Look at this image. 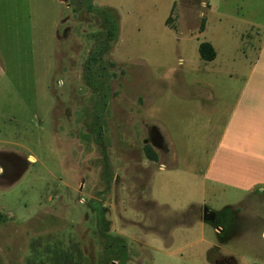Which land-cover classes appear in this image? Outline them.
I'll use <instances>...</instances> for the list:
<instances>
[{"label": "rangeland", "instance_id": "obj_1", "mask_svg": "<svg viewBox=\"0 0 264 264\" xmlns=\"http://www.w3.org/2000/svg\"><path fill=\"white\" fill-rule=\"evenodd\" d=\"M253 91L264 0H0V264H214L205 186L221 251L264 264Z\"/></svg>", "mask_w": 264, "mask_h": 264}, {"label": "crops", "instance_id": "obj_2", "mask_svg": "<svg viewBox=\"0 0 264 264\" xmlns=\"http://www.w3.org/2000/svg\"><path fill=\"white\" fill-rule=\"evenodd\" d=\"M205 28H206V26H205ZM205 30V29H204ZM210 43V42H209ZM212 46L214 47V45L212 44ZM214 49H215V47H214ZM216 51V50H215ZM217 57V51H216V56L212 59V60H214L215 58ZM204 59V58H203ZM206 60V59H205ZM212 60H207V61H212ZM253 93L254 94H256V93H259V94H261L262 96H264V94H262V92H257V91H253ZM259 105L261 104V103H258ZM248 115H249V118H250V120H252V124H253V126H255L256 128H258V129H264V109L263 108H258L257 110H254V111H250L249 113H248ZM252 124H250V126H252ZM162 134V133H161ZM251 135V137H254V136H256V134H250ZM164 137V136H163ZM253 139L255 140L254 142H256L257 144H258V142H257V140L255 139V138H252V140H250L249 141V143H253ZM167 140V139H166ZM168 143V142H167ZM168 145H169V143H168ZM156 150L157 151H159L160 150V148H156ZM162 150V149H161ZM164 150V149H163ZM167 151H165L166 153H164L165 154V156H164V158H163V160L165 161L166 160V162H168L169 161V163L168 164H165V163H161L162 165L160 166V168L162 169V168H165L166 166H174L175 165V162H176V160H177V152H176V149L174 148V147H171L170 145L168 146V149H166ZM170 151V152H169ZM168 152V153H167ZM34 156H31V158H33ZM35 158V157H34ZM33 158V159H34ZM208 173H209V171L207 172V173H205V177L207 176L208 177ZM217 175V174H216ZM212 181H215L213 178L211 179ZM211 189V191L213 192L212 193V196L213 197H211V198H209L208 200H212L211 201V204L212 205H210V204H208L207 206L211 209V210H214V211H216V212H220L221 214H222V212L225 210V209H233V207H234V203L233 202H228V201H225L224 202V204H225V209L224 210H218V209H216L215 207H214V204L215 203H217V201L216 200H218L219 198H220V195H219V193L218 192H215V190H214V188H209L208 186H205L204 187V189H203V194H204V197H205V201L207 200L206 199V194L208 193V191ZM246 188H240V190L241 191H243V190H245ZM260 191L261 192H263L264 191V188H261L260 189ZM210 202V201H209ZM202 208L204 207V206H201ZM202 219V218H201ZM220 219L222 220V215L220 216ZM203 220V219H202ZM204 221V220H203ZM205 222V221H204ZM222 222V223H221ZM205 223H209V222H205ZM219 225H220V228H221V230H218L216 227H215V230H216V232H217V234H218V236H219V239H220V243H213V241L211 242V247H210V249H209V252H210V254H209V258L213 261V263L214 264H221L222 262H226L227 264H236L235 262L234 263H231V260H233L232 258L233 257H235L234 255H229V254H225V253H223L222 251H221V249L223 248V245H222V243H223V240H229L230 238H229V236L226 234V226H225V224H224V222L223 221H220V223H219ZM205 239V238H204ZM206 240V239H205ZM216 252V253H215ZM228 261H230V263L228 262ZM238 264H243V263H241V262H238Z\"/></svg>", "mask_w": 264, "mask_h": 264}, {"label": "trees", "instance_id": "obj_3", "mask_svg": "<svg viewBox=\"0 0 264 264\" xmlns=\"http://www.w3.org/2000/svg\"><path fill=\"white\" fill-rule=\"evenodd\" d=\"M205 25H206V19H205V16H203L202 17V23H201L200 28H199L200 31H204ZM200 54L204 59L212 60L216 56V51H215V49L211 43L204 42L200 45ZM98 59H99V56L97 54L92 55L91 58L89 59L88 67L93 68L97 64ZM150 158L152 160L156 161L157 160V154H154V156H150ZM193 207L194 206H192L190 208V210L193 211Z\"/></svg>", "mask_w": 264, "mask_h": 264}, {"label": "water", "instance_id": "obj_4", "mask_svg": "<svg viewBox=\"0 0 264 264\" xmlns=\"http://www.w3.org/2000/svg\"><path fill=\"white\" fill-rule=\"evenodd\" d=\"M145 143H151L153 144L154 146H157L149 137L146 138L144 140ZM203 210V213H202V219L205 221V222H209V223H212L218 230H221L220 228V221H222L220 219V216H221V213L220 212H216L214 210H211L208 206H204L202 208ZM222 223V222H221Z\"/></svg>", "mask_w": 264, "mask_h": 264}, {"label": "flooded vegetation", "instance_id": "obj_5", "mask_svg": "<svg viewBox=\"0 0 264 264\" xmlns=\"http://www.w3.org/2000/svg\"><path fill=\"white\" fill-rule=\"evenodd\" d=\"M149 138L157 145V148L164 149V137L161 134L160 130L156 126H151L149 128ZM227 229V228H226ZM221 264H227L226 262H222Z\"/></svg>", "mask_w": 264, "mask_h": 264}]
</instances>
